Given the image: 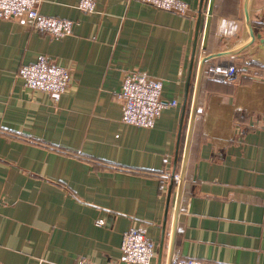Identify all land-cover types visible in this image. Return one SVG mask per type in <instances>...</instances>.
Wrapping results in <instances>:
<instances>
[{
	"label": "crops",
	"instance_id": "0c3cea01",
	"mask_svg": "<svg viewBox=\"0 0 264 264\" xmlns=\"http://www.w3.org/2000/svg\"><path fill=\"white\" fill-rule=\"evenodd\" d=\"M181 1L43 0L73 21L59 38L0 18V264L112 263L130 228L151 264H264V0H216L207 48L210 0ZM40 57L72 73L57 102L17 76ZM231 63L236 79L211 74ZM123 71L177 105L123 122Z\"/></svg>",
	"mask_w": 264,
	"mask_h": 264
},
{
	"label": "built area",
	"instance_id": "2783aa9c",
	"mask_svg": "<svg viewBox=\"0 0 264 264\" xmlns=\"http://www.w3.org/2000/svg\"><path fill=\"white\" fill-rule=\"evenodd\" d=\"M43 0H0V18L12 19L24 17L31 26L48 33L55 38L68 35L73 21L62 17L47 16L40 11ZM157 8L187 14L188 6L181 0H138ZM92 6H85L91 10ZM235 63L222 69L212 68L211 74L227 81L239 76ZM25 85L32 90L47 93L55 102L59 101L72 81V73L66 67L51 62L47 57L22 65L18 70ZM121 89L118 99L122 107V121L139 127H152L168 105L176 106L177 101L167 102L163 96V84L160 80L139 72L123 71L120 75ZM157 256L156 243L139 228H130L123 233L121 256L107 264H151ZM77 264H96L89 259H80ZM175 264H221L196 258L178 257Z\"/></svg>",
	"mask_w": 264,
	"mask_h": 264
},
{
	"label": "water",
	"instance_id": "95a60500",
	"mask_svg": "<svg viewBox=\"0 0 264 264\" xmlns=\"http://www.w3.org/2000/svg\"><path fill=\"white\" fill-rule=\"evenodd\" d=\"M215 1L216 0H210L209 1V7H208V13H207L205 31H204L203 48H207V45L209 43L210 33H211V25H212L213 14H214ZM246 3H247V1H246ZM246 20H247L248 24H250L249 17H247ZM259 36H261V35L259 34ZM261 40L263 41L262 38H261ZM185 168H186V156H185V159H184L182 176H184ZM162 252H163V250L161 249V251H160V260H161V257H162Z\"/></svg>",
	"mask_w": 264,
	"mask_h": 264
}]
</instances>
